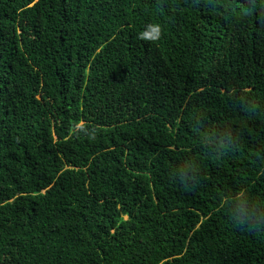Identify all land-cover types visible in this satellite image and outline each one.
<instances>
[{
	"label": "trees",
	"instance_id": "trees-1",
	"mask_svg": "<svg viewBox=\"0 0 264 264\" xmlns=\"http://www.w3.org/2000/svg\"><path fill=\"white\" fill-rule=\"evenodd\" d=\"M0 264H264V0H0Z\"/></svg>",
	"mask_w": 264,
	"mask_h": 264
},
{
	"label": "clouds",
	"instance_id": "clouds-1",
	"mask_svg": "<svg viewBox=\"0 0 264 264\" xmlns=\"http://www.w3.org/2000/svg\"><path fill=\"white\" fill-rule=\"evenodd\" d=\"M237 211H239V212H243L244 209L240 208V209H237Z\"/></svg>",
	"mask_w": 264,
	"mask_h": 264
}]
</instances>
